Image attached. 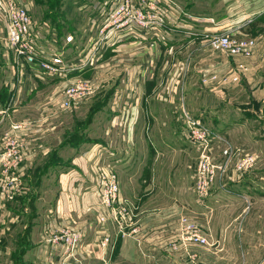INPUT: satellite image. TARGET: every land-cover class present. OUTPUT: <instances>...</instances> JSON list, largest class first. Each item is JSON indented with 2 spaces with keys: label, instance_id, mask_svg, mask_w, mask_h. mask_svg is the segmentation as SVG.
<instances>
[{
  "label": "crops",
  "instance_id": "crops-1",
  "mask_svg": "<svg viewBox=\"0 0 264 264\" xmlns=\"http://www.w3.org/2000/svg\"><path fill=\"white\" fill-rule=\"evenodd\" d=\"M181 1L186 2V10L190 14H195V17L199 13H205L207 17H211L216 22L228 20L227 23L222 24L224 29L238 27L242 33L254 37L258 42V49L250 59H233L224 54L225 57L219 53L215 54L216 56L211 54V73H215L218 79L217 86L211 85L208 99L211 101V109H205L198 116H190L200 120L221 137L220 140L213 142L210 152L214 163H221L224 160L222 150L226 144L231 145L234 153L229 159L230 165H228L227 173L213 183L209 196L202 203L194 197V184L188 185L184 170L178 169V166L183 165L181 159L176 155L173 156L175 158H170L163 153L154 156L151 151L152 148H168L175 149L176 154H182L186 150L197 152L196 148L185 142L181 133L179 134L178 124H172V121L168 120L166 105L161 104L160 106V104L151 103L152 100L157 99V93H146L143 89L141 90L146 82L153 79L158 83L163 65L169 60L166 55L167 49L177 50L189 43L190 39L181 38L161 44L157 46L154 56L152 48L147 46V41L130 40L123 49H119V46L114 50L110 49L112 50L110 51L111 59H103L94 69H86L78 75L96 85L97 83L103 85L111 80L118 83L112 97L111 126L114 128L124 127L127 135L123 136L122 140L129 148H136V150L121 159L117 155L112 162L117 164L114 167H116L119 180L125 172L127 173L128 190L125 195L133 204L135 214L133 221L138 222L143 230L142 239L148 245L146 253L150 257L159 259L161 262L158 264H190L187 254L182 252L171 254L154 252L156 251L155 246L166 245L177 240V223L180 217L190 216L196 219L204 229H208L211 238V249L193 248L197 264H247L251 255L264 258V57L262 56L264 13H261L264 10V0ZM216 3L227 6L223 12L221 10L211 11ZM246 13L258 14L253 18L252 23L245 25L243 22ZM193 27L199 31H214L208 25L201 24L198 27L197 24H193ZM137 47L142 50L137 51ZM77 48L67 47L64 52L66 55H70ZM138 67L142 70H138ZM127 70L130 75L129 80ZM155 70L159 74L158 77L155 75ZM107 71L111 72L113 79L106 78ZM134 71L145 80H142L138 87L128 84L132 78H137ZM122 72H126V74L124 73L120 78ZM232 73L238 77V83L222 86V78H229ZM52 82L56 84L49 86L51 92L45 97L46 100L48 99V102L44 103L45 108L41 112L38 108L33 111L32 119L37 115L50 113V107L58 104L59 91L62 87L57 80ZM124 99H128V101ZM155 104L156 109L154 108ZM127 105L130 107H126ZM147 113L145 122L143 117ZM50 118L47 117V121ZM182 120L181 122H183ZM45 132L51 131L39 125V130L30 135L31 139L42 138L40 145L34 141L29 142L30 149L33 147L36 150H41L38 155L44 154L46 149L47 152H50L51 148L55 146L52 140L47 139L48 136L45 135ZM140 146L145 149L142 155L137 153V148ZM245 153L253 154L257 159V165L249 172L237 174L232 170L233 162ZM96 154L97 152L94 156ZM99 160L102 163L104 161L102 151L101 156L99 151ZM125 160L129 164L132 163L131 166ZM79 162H81V158H73L72 165H76L78 170H72L60 180V199L57 202L58 208L55 210H57L59 225L76 226L85 230L84 233L87 230L88 233L90 232L88 237L86 234L87 239L84 237L82 241L89 246L92 242L96 243L94 234L97 233V227L94 228L93 223L89 219H85L88 217H84L83 220L86 221L77 222L75 218L79 212L71 213V210H68L72 206L73 197L79 198V205L82 197L91 198L92 201L97 199V179L95 185V178L93 179V176L88 173L86 164ZM122 162L127 164V167L122 166L123 171L120 169ZM97 168L94 167L95 173H97ZM189 193L192 195L191 198H189ZM27 194L26 189L22 197L17 198L6 209L0 210L1 219L3 221L6 219L3 222L5 226L13 208L21 207V202ZM65 203L68 208L64 206ZM1 225L2 222H0ZM112 231L113 242L116 241V250L110 257V264H131L133 258L139 259L140 256L135 252L134 243L129 239H121L118 230L116 232L114 227ZM102 233L106 232L102 229L100 235H103ZM85 239L86 241H84ZM36 249L40 251L39 246L31 245V248L23 256L14 257V264H42L41 257L38 256L40 261L35 259ZM91 250L93 251L91 258L94 257L95 264H104L98 246ZM83 252L84 248L81 246L77 255L84 256ZM31 255H33L32 258ZM44 259L48 260L45 255Z\"/></svg>",
  "mask_w": 264,
  "mask_h": 264
},
{
  "label": "rangeland",
  "instance_id": "rangeland-1",
  "mask_svg": "<svg viewBox=\"0 0 264 264\" xmlns=\"http://www.w3.org/2000/svg\"><path fill=\"white\" fill-rule=\"evenodd\" d=\"M97 1L22 0L29 10L34 24L46 29L44 30L47 31L45 32V36L52 45L56 44L63 47L62 51H66L67 47H79L70 55L67 54L70 58L76 57L78 54L77 52L83 49V46L88 43V38L92 36L94 37L95 29L92 25L96 26L97 24L91 20L95 19V5ZM173 1L183 7L185 15L188 14L190 16L186 15L182 17V21L189 26H192L190 24H196L195 21L192 20L193 17L198 19L207 17L205 13H199L198 16L195 17V14H190V12L186 10V2L183 3L181 0ZM226 6L227 5L216 3L211 11L221 10L223 12ZM97 17L98 22L100 17L99 15ZM187 22H189V24ZM217 22L222 25L227 23L228 20H220ZM245 35L251 37L247 34ZM70 37H72V40L67 42L66 38ZM188 42L189 43L184 44L177 50L174 49L170 51L167 49L166 55L169 57V60L164 63L160 76L157 73V70H155V75L157 77L159 76L158 83L153 79L150 82H146L143 87L141 86V90L143 89L146 93H157V99L152 100L151 103H157L158 105L160 104V106L161 104L166 105L169 115L168 120H170V122L172 121V124H178L177 128L180 130L179 134L181 133L184 140L185 138L182 132L183 122H181V120L185 119V114L198 116L200 113H203L205 109H211V101L208 100L211 93V85H218L216 83L218 79L215 73H211V54L214 56H216L215 54L217 53L223 55L221 52L211 51L199 46L198 42L194 39L189 40ZM127 45L128 41L121 43L114 48L107 45L95 58L90 70L94 69L98 63L103 61V59H111L110 51L116 49L118 46L119 49H123V47H126ZM147 46L152 48V54L154 56L156 54V48L158 47L154 44L151 47L149 46V43ZM141 50L140 47H137V51ZM118 53H120L119 50ZM16 65L13 54L6 47L5 28L0 19V111H7V115H0V143L3 141L5 135L10 133L14 124L22 122H26L36 127V132L39 130V125L40 127L44 126L48 128V131L51 132H45V135L48 136V140H52V143H55V146L51 148L50 152H47L46 149V152L40 155L38 154L41 150H36L33 147L30 149V155L25 163V171L27 175L24 178V186L25 189H27L28 194L21 202V207L15 206L13 208V214L11 213L9 216L6 226L3 224L6 219L3 221L0 217V222H2V225L0 226V264H14V257L19 258L20 256H23L25 252L31 248V245L40 247V251L36 249V256L34 255L36 260L40 261L39 257H41L43 261L42 264H59L57 255L55 252H52L51 246L46 242V239L47 232L50 229L55 231L56 229L64 227L57 223L58 214L56 213L57 210H55V208H58L57 202L60 199V180L63 179L62 177L71 173L72 170H78L76 165H72L73 158H81V162L79 163L86 164L88 173L93 176V179L95 178V185L97 179V199L92 201L90 200L91 198L82 197L83 199L81 198V203L79 205V198L73 197V207L71 206L68 208L67 203H65L64 206H66L69 211L71 210V213L74 211L79 212L78 216L75 218L77 222H82L84 217H88L85 219H89V221L93 223L94 228L97 227V233L94 234V237L96 239L98 237V241L99 237L107 240L103 246L97 244V242H92L88 246V244L82 242L84 237H86V234L87 237L90 234V232L88 233V230L84 233L85 230L81 228L65 225L64 228L75 229L81 231L83 234L81 242L76 249L77 259L73 260V264H95L94 257L91 258L93 253L91 249L97 246L104 264H110V257H112L114 250H116V241L113 242V227L116 229V232L118 230L121 239H129V241L133 242L135 245V252H137V255H139L140 258H133L131 264L160 263L161 261H159V259L150 257L146 253L148 252V245L145 244L142 239L143 230L138 222L136 223L133 221L135 216L134 208L132 207L133 204L126 196L128 190L127 173L125 172L119 180L116 167H114V165L117 164H113L117 155H119L121 159L123 156L131 155L133 151L136 150V148H129L125 141L122 140V137L127 135L124 127L114 128L111 126L110 111L112 107V97L118 83H115L114 80L103 85L97 83V85L95 84L97 89L93 95L88 97L85 101L80 102L71 111L57 114L48 121L47 117H51V113H45L40 116L37 115L38 117L35 116V118L37 117L36 119H32L33 111L38 108L39 112H41L42 109L45 108L44 103L48 102V99L46 100L45 97L51 92L49 86H52L55 82L36 81L33 77L30 78L24 72H21V70L19 71ZM128 70L126 72L129 80L130 75ZM138 70L142 69L138 67ZM126 72H122L120 78L124 73L126 74ZM134 72V75L137 78H132L128 81V84L138 87L143 78L141 76L139 77V74L136 71ZM17 75H19V79H17ZM105 75L106 78L113 79L110 71H107ZM213 77L215 78L213 79ZM223 79L224 78L221 80L222 86L235 85L238 83V81L224 83ZM5 92L6 94H4ZM59 92H61V90ZM11 97L15 99L13 105L10 103ZM124 100L128 101V99ZM154 106L153 107L156 109V104ZM126 107L129 108L130 105H127ZM146 115H148V113L143 117L145 122L147 121ZM55 119L58 120L56 121ZM157 120L159 119L157 118ZM56 122L57 124H55ZM35 131L27 132L29 139H31V133H35ZM31 140L40 145L42 138L36 137ZM45 146L46 143L44 144V147ZM144 150V147L140 146L137 148V153L142 155ZM99 151L100 156L101 151L103 153V163L99 160ZM151 151L154 156L159 155L160 153L168 155L170 158H175L173 157L175 155L178 156L183 163L182 166H178V169H181V171L184 170L185 180L188 182V185L191 186L192 183L194 184L193 191L195 194V180L199 153L195 150H186L182 154H176L175 149L170 150L168 148H152ZM96 152L97 154L94 156ZM233 153L234 151L232 149L227 156L223 154L222 150L224 160L221 164L230 165L229 159L233 156ZM246 156H252L253 159H256L251 153L240 155L236 161L233 162V172L237 173L235 171V165ZM125 162L129 164L127 160H125ZM127 164H124L123 162L120 163V169L123 171L122 166L127 167ZM256 165L257 159L254 160V164L249 167L247 171L249 172ZM93 166L101 168L99 171L97 168V173H95ZM101 174L114 177V185L118 192L115 203L116 209L111 206V203L105 204L98 197ZM225 174L222 175V173H219L216 180ZM92 193H94V191H92ZM189 194V198H191L192 195L191 193ZM107 196L108 198L110 197L109 194ZM194 197H196V194ZM68 206H70L69 203ZM6 207L7 205L4 208L0 206V210L6 209ZM59 209L61 210L60 207ZM188 218L196 225L201 234L207 238V245L183 242L180 238V226L178 222L177 240L167 243L166 245L155 246L156 251L154 252H160L163 254L182 252L187 254L188 262L190 264H197L193 248L199 247L211 249V238L208 229H204L196 219H193V217L189 216ZM102 229L106 233L100 235ZM109 229L111 230L110 233ZM86 239L84 241H86ZM81 246L84 248V252L82 253H85L84 256L77 255L78 249H80ZM85 248H87V250H85ZM44 255L48 260L44 259ZM32 257L33 255H31V258ZM247 264H264V258L262 259L261 257L251 255V258L247 260Z\"/></svg>",
  "mask_w": 264,
  "mask_h": 264
},
{
  "label": "built area",
  "instance_id": "built-area-1",
  "mask_svg": "<svg viewBox=\"0 0 264 264\" xmlns=\"http://www.w3.org/2000/svg\"><path fill=\"white\" fill-rule=\"evenodd\" d=\"M95 9V19L91 20L97 24L92 25L95 29L94 37L88 38V43L77 52L76 57L70 58L62 51L63 47L50 43L45 36L47 31H44L46 30L44 27L34 24L22 0H0V19L5 28L6 47L13 54L18 70L36 81L57 80L62 85L59 102L51 107V118L71 111L80 102L93 95L97 86L78 74L90 69L95 58L107 45L114 47L130 40H138L147 41L152 47L153 44L159 46L186 37V39H194L205 49L221 52L233 59H249L258 48L255 38L246 36L238 27L224 29L221 23L215 22L211 17L200 19L193 17L192 20L198 27L201 24L208 25L214 31H199L193 27V24H190L192 26L185 24L182 17L189 15H185L183 7L173 0H98ZM261 13H264V10ZM98 15L100 18L97 22ZM244 17L243 23L250 24L255 13H246ZM71 40L72 37L66 38L67 42ZM262 55L264 56V49ZM16 77L19 79V75ZM237 81L238 77L235 75L223 79L224 83ZM14 100L11 97V105L14 104ZM4 114L7 115V111H0V115ZM35 128L26 122L14 124L10 133L5 135L0 143V206L3 208L22 197L26 191L25 163L30 155L29 142L32 141L27 132L35 131ZM182 132L186 142L199 153L195 194L197 201L202 203L209 196L217 175L225 174L228 169L226 164L214 163L210 154L213 142L220 140L221 137L200 120L188 114H185L183 119ZM230 151L232 147L227 144L223 154L228 156ZM254 160L252 156H246L237 162L235 171L246 172L254 164ZM116 196L118 192L114 185V177L101 174L98 197L105 204L111 203L116 209ZM179 226L180 238L183 242L207 245V238L187 216L180 218ZM82 237L81 231L62 227L55 231L50 229L47 232L46 242L57 255L59 264H73V260L77 259L76 249ZM106 241L101 237L99 241L98 237L96 239L97 244L101 246Z\"/></svg>",
  "mask_w": 264,
  "mask_h": 264
},
{
  "label": "trees",
  "instance_id": "trees-1",
  "mask_svg": "<svg viewBox=\"0 0 264 264\" xmlns=\"http://www.w3.org/2000/svg\"><path fill=\"white\" fill-rule=\"evenodd\" d=\"M4 94H6V92Z\"/></svg>",
  "mask_w": 264,
  "mask_h": 264
}]
</instances>
